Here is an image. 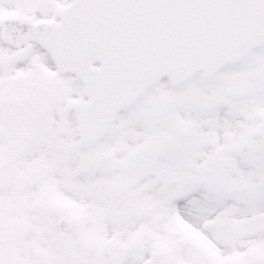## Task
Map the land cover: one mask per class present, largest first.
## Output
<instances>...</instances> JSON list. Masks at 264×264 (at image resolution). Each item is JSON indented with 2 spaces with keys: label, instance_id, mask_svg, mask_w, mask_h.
<instances>
[{
  "label": "snow or ice",
  "instance_id": "6c2138e0",
  "mask_svg": "<svg viewBox=\"0 0 264 264\" xmlns=\"http://www.w3.org/2000/svg\"><path fill=\"white\" fill-rule=\"evenodd\" d=\"M0 264H264V0H0Z\"/></svg>",
  "mask_w": 264,
  "mask_h": 264
}]
</instances>
